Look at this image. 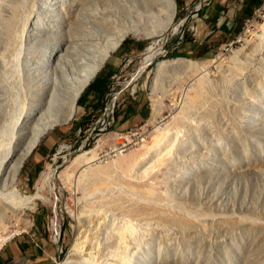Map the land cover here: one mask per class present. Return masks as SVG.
<instances>
[{"label":"rangeland","instance_id":"1","mask_svg":"<svg viewBox=\"0 0 264 264\" xmlns=\"http://www.w3.org/2000/svg\"><path fill=\"white\" fill-rule=\"evenodd\" d=\"M16 1L19 12L17 29L20 32L24 21L41 0ZM94 1V6L89 9L92 16L86 17L88 20L85 19L80 26L74 22L72 35L60 23L56 26L49 21L29 36V42L23 32V39L11 43V47L0 42V108L5 135L7 133L4 137H9L16 128L32 94L23 55L41 53L45 44L66 40L82 49L85 42H100L130 21L137 20L140 26L154 22L146 16H132L135 13L133 5L129 8L133 12L124 13L122 3L129 5L135 0ZM175 1L176 29L170 27L160 35L149 37L127 35L105 60L96 78L94 76L84 88L73 116L42 136L23 163L18 184L26 193L41 187L40 190L49 194L54 204L36 199L34 209L24 208L18 202L14 211H0V234L27 237L35 233L50 238L57 245L51 264H87L82 260V255L86 256L85 249L74 246L76 234L81 229L84 233L91 232L88 234L93 246L89 253L91 264H255L264 257V246L256 247L245 242L239 231L234 235L236 249L228 241H224L221 247L213 235L209 236V245L203 248L194 243L185 245L173 227L124 215L108 206L111 197L133 196L128 184L142 187L152 183L167 192L172 199L171 207L176 210L189 212L181 205L188 202L195 206L190 213L197 217H200L199 209L210 212L220 209L264 221V89L248 86L251 94H247L241 86L251 71H259L264 82V41H259V37L264 36L260 26L264 23V0H253L250 13L243 11V0H222V3L220 0ZM69 6L70 15L81 16L82 9L74 4ZM156 39L160 52L135 76L147 45ZM178 56L199 61L202 71L199 72L197 66H184L177 71L168 69L157 74L156 65L160 59ZM237 64H240L238 67L242 64L243 68L238 73L234 68ZM102 74L107 78L105 88L103 86L102 95L94 96L91 90L96 88ZM156 77L158 81L155 83ZM201 81L210 82L212 96L220 98L218 106H214V116L206 119L200 112L201 107H193L201 103ZM98 96L99 100L94 101ZM156 99L164 104L156 121L169 129L172 139L167 144V154L161 153L159 157L153 156V159L141 163V169L148 163L153 164L146 174L141 175L134 170L135 162L132 164L131 161L146 153L140 133L145 128L148 131L154 129L150 120L154 116L153 102ZM108 103L111 106L105 109ZM234 117L239 119V139L232 137L228 128ZM203 121L213 125L216 132L202 129L198 137L192 126L203 125ZM148 131L145 139L151 137ZM160 131L163 129H157L153 134ZM121 135L127 137L120 138ZM0 136L2 138L1 132ZM48 142L50 147L42 161H31L33 152L42 151ZM62 143L69 146L60 149ZM97 145L98 162L114 161L119 156L113 155L114 146H120L126 160L128 157L132 159L126 169L112 170L111 176L99 179L82 176L80 182L70 183L64 173L70 159ZM32 164L28 174L27 168ZM43 171L51 173V178L45 177ZM3 198L0 195V202ZM52 220L59 225L58 240L54 239ZM123 220L133 224L132 229L125 232L121 241L117 237L112 240L109 230Z\"/></svg>","mask_w":264,"mask_h":264},{"label":"bare ground","instance_id":"2","mask_svg":"<svg viewBox=\"0 0 264 264\" xmlns=\"http://www.w3.org/2000/svg\"><path fill=\"white\" fill-rule=\"evenodd\" d=\"M69 4H74L76 5V8L82 9L80 17L77 16L78 18H75L76 14L74 17L73 15H70ZM94 4V0H87L86 2L82 0H41V2L34 9H32V12L28 15L27 20L24 21L22 29L19 32L17 29L19 13L17 12V1L2 0L0 2V42H2L4 46L9 47L11 43L20 42V40L23 39V33L26 36L25 40H27L29 36H32L36 30L39 31L38 29L43 28L45 23L49 21L53 22L56 26L60 23L66 28V30L69 31L68 34L70 35L73 30H71V27L74 22L80 26L82 25V22L87 19L86 17L92 16V12H90L89 9L92 8ZM130 5H133V10L135 12L134 14L132 13V16L135 17V14L137 18H139L138 16H146L147 19H154V22L152 21L151 24H148V19L146 21L147 25L140 26L139 23L136 22L137 20L130 21L127 24H123L121 27H118L110 33L106 39L100 42H92V40L88 38L91 41L87 42V44H85V42V46L83 47L82 45V49H78L76 47L77 45L74 46L70 44V41L65 39L66 41L64 42L45 44L43 48L40 49L41 53L36 51L37 53L33 52L23 55V57H25L23 58L24 63L27 68V80L30 84L29 86L32 88V94L27 108L23 111L16 128L11 131L9 137H4L5 126L2 119L3 113L0 108V132L2 133V138L0 136V195L5 198V200L3 198L0 202V211H14L19 206L18 202H21V206L24 208L34 209L36 206V199H42L50 204H54L50 199V195L45 194L40 190L41 187L32 193H26L20 189L18 184L20 178L19 175L27 156L33 151L42 136L50 128L54 127L56 124L67 122L73 116L76 110L78 98L84 88L100 70L105 60L111 56L112 51H114L121 44L127 35L131 34L136 37H149L155 34L160 35L170 27L172 29H176L178 26L177 23H174L176 12L175 0H135L134 3H129V5L122 3V9L125 14H129L132 11L129 9ZM89 18L90 17H88V19ZM260 26L263 28L262 30H264V23ZM83 32L85 31L83 30ZM84 35L83 37H85ZM259 41L260 43L263 42L264 36H260ZM24 47L26 46L24 45ZM158 52H160V46L158 45L157 39L152 40L144 51L143 61L141 62L138 71L135 72V76L140 73L141 68L143 69V65L151 61ZM198 64L199 61L197 60L178 56L160 59L157 62L156 69L157 74L162 70L168 69L177 71L184 66L189 68H195L197 66V70L202 71ZM238 65L240 64H237L235 65L236 67H234L235 72L237 73L243 69L242 64L239 67ZM197 75L198 73L195 76ZM262 80V75L259 71H251L248 74L247 80H241V86L244 88L245 93L251 94L249 91L251 88L248 86H251L253 89L263 90L264 82ZM157 81L156 77L155 83ZM201 82H203L201 85V92L199 89V100L201 103H197L193 107H201L200 112H202L204 118L213 117L215 113L214 106L219 103L218 99L220 98L212 96V91H209V87L211 88L209 84L210 82ZM203 104L204 106H202ZM153 106L154 116L150 121L154 126V129L152 131H148L146 128L144 129L146 132H149L151 137L149 139H145L142 143L147 149V154L144 153L135 161H131L132 157H128L130 160L128 158V160H126V157L122 155L123 153L121 152L122 149L120 146H114L113 155L119 156L114 159V161L108 160L106 163H101L97 161L98 145L90 147L77 153L72 159H70L68 165L64 169L66 179L70 181V183H73L75 180L80 182L82 176H92L93 179H99L105 175L111 176L112 170H118L119 167L124 170L126 169L127 163L130 161L132 164L134 162L136 163L133 164V166H135L134 170L140 172L141 175L147 170H150L153 165L152 163L150 165L146 162L148 163V166L144 163V169H141V163L146 160L153 159V156L159 157L161 153L164 155L167 154L169 152V149L167 150V144L168 142H171V133H169V129H165L161 125H158V122L156 121V115L162 113L164 104L156 99L153 102ZM239 125V119L234 117L231 126L228 127L229 132L233 135L232 137L235 136L237 139H239L237 134ZM192 127H195V130H193L198 137H200L199 133L202 129L211 133L216 132V128L213 125L210 126L206 124V122H204L203 125L200 123L194 124ZM157 129L158 131L163 129V131H160L158 134H153V132H157ZM5 136H7V133ZM126 137L127 136L125 135L120 136V138L124 139ZM100 140L101 142H104L102 139ZM68 146L69 145L66 143H62L60 145V149H64ZM135 156L136 154L133 153L134 158H136ZM45 172L47 171H43L42 174ZM45 174V177L51 178V173L48 172ZM77 174H79L78 177ZM128 185L130 189L129 192L132 193L133 196L126 198L122 196L111 197L108 204L109 208L115 209L122 214L124 213V215L126 213L136 218L171 226L173 227L172 229L177 230L182 243L185 245L194 243L198 247H205V245L207 246L211 242L209 236L213 235L217 238V243H219L221 247L224 241H228L232 248L236 249L237 242L234 235L237 231H239L242 232L243 240L245 242H248L256 247L264 246V221L258 217L235 212H223L218 208L215 212L199 209L198 213L200 214V217H197L196 215L190 213L195 210V206L191 203H181L183 207H187L189 212L172 208V199L168 196L165 190L161 189L157 185L152 183H146L142 187L136 186L135 184ZM17 197H19L20 200L15 201ZM52 221L54 239L58 240L59 225L55 220ZM132 226L133 224H131L128 220L120 221L119 224L113 225V229L109 230L110 233H108V235L110 234L111 238L117 237L119 241H121L124 239L125 232L128 229L131 230ZM83 230L84 229H81L76 234L78 236L76 237L74 246L76 248L80 247L82 250L85 249L83 253L86 254V256L82 255V260L87 264H91L92 262L89 260V253H91L93 246L91 239L88 238V234H91V232L84 233ZM12 234L13 233L2 235L1 232L0 247L9 239V237L12 236ZM82 236H84V238H82ZM159 256H162V253H159ZM61 264H65V262ZM255 264H264V257L261 260H257Z\"/></svg>","mask_w":264,"mask_h":264},{"label":"crops","instance_id":"3","mask_svg":"<svg viewBox=\"0 0 264 264\" xmlns=\"http://www.w3.org/2000/svg\"><path fill=\"white\" fill-rule=\"evenodd\" d=\"M220 3H222V0H220ZM105 82H107L106 75L102 74L96 88L91 90L92 95H102L101 92L103 86L105 88ZM96 100H99V96L94 101ZM49 147L48 142L46 146H43L42 151H34L31 161L34 163L42 161L43 155ZM32 167L33 164L27 168L28 174ZM33 234L27 237L24 235H14L4 242L0 247V264H51L57 245L46 236Z\"/></svg>","mask_w":264,"mask_h":264},{"label":"trees","instance_id":"4","mask_svg":"<svg viewBox=\"0 0 264 264\" xmlns=\"http://www.w3.org/2000/svg\"><path fill=\"white\" fill-rule=\"evenodd\" d=\"M243 2H244L243 11L246 13L252 12V10H253L252 7L254 4V1L253 0H243ZM219 7H221V6H219Z\"/></svg>","mask_w":264,"mask_h":264},{"label":"built area","instance_id":"5","mask_svg":"<svg viewBox=\"0 0 264 264\" xmlns=\"http://www.w3.org/2000/svg\"><path fill=\"white\" fill-rule=\"evenodd\" d=\"M110 103H108L107 105H106V107H105V109H109L110 108ZM112 110H113V108H112ZM147 132L144 130V131H142L141 133H140V140L141 141H145V137L147 136V134H146Z\"/></svg>","mask_w":264,"mask_h":264}]
</instances>
